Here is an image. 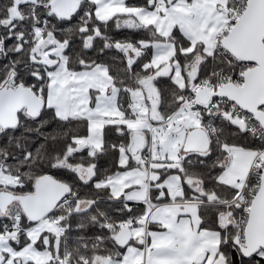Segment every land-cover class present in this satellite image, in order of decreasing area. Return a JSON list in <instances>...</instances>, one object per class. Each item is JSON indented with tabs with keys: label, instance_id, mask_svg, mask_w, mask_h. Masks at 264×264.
I'll use <instances>...</instances> for the list:
<instances>
[{
	"label": "snow or ice",
	"instance_id": "snow-or-ice-1",
	"mask_svg": "<svg viewBox=\"0 0 264 264\" xmlns=\"http://www.w3.org/2000/svg\"><path fill=\"white\" fill-rule=\"evenodd\" d=\"M0 264H264V0H0Z\"/></svg>",
	"mask_w": 264,
	"mask_h": 264
},
{
	"label": "trees",
	"instance_id": "trees-1",
	"mask_svg": "<svg viewBox=\"0 0 264 264\" xmlns=\"http://www.w3.org/2000/svg\"><path fill=\"white\" fill-rule=\"evenodd\" d=\"M122 32L126 34L128 32V30H122Z\"/></svg>",
	"mask_w": 264,
	"mask_h": 264
}]
</instances>
